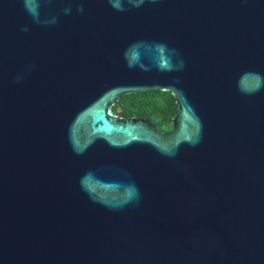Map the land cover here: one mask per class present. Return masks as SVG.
Listing matches in <instances>:
<instances>
[{
    "label": "water",
    "instance_id": "1",
    "mask_svg": "<svg viewBox=\"0 0 264 264\" xmlns=\"http://www.w3.org/2000/svg\"><path fill=\"white\" fill-rule=\"evenodd\" d=\"M0 264H264V0H0Z\"/></svg>",
    "mask_w": 264,
    "mask_h": 264
},
{
    "label": "trees",
    "instance_id": "2",
    "mask_svg": "<svg viewBox=\"0 0 264 264\" xmlns=\"http://www.w3.org/2000/svg\"><path fill=\"white\" fill-rule=\"evenodd\" d=\"M111 109L114 114L122 117L146 118L156 129L168 131L172 127L177 105L171 92L155 89L124 94Z\"/></svg>",
    "mask_w": 264,
    "mask_h": 264
}]
</instances>
